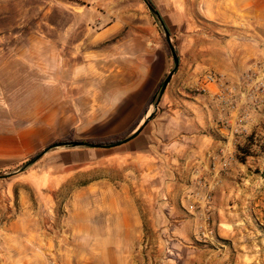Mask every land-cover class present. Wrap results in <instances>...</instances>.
<instances>
[{
    "label": "crops",
    "instance_id": "0c3cea01",
    "mask_svg": "<svg viewBox=\"0 0 264 264\" xmlns=\"http://www.w3.org/2000/svg\"><path fill=\"white\" fill-rule=\"evenodd\" d=\"M194 5L197 19L188 9ZM181 7L187 21L180 64L153 115L161 109L165 113L150 120L158 134L144 135L149 148L139 149L140 133L118 146H125L122 151H54L41 159L49 170L84 164L79 171H100L70 200L69 246L59 264H138L132 259L143 239H153L150 247L163 253V239H176L189 249L200 233L209 239L197 256L199 263L237 264V254L228 252L222 240L235 235L229 230L235 219L226 214L223 195L239 166L223 168L222 163L236 158L239 145L246 143L236 132L243 113L250 112V133L264 137V92L253 91L260 105L252 110L247 96L254 86L241 80L264 62V0H182ZM118 31L111 24L93 36L98 47L91 58L90 50L86 52L84 80L77 71L63 70L59 46L43 34L24 37L20 53L0 54V90H42L43 95L37 119L0 131V158H31L57 141L78 138L83 127L100 128L89 139L109 138L143 121L167 60L144 35L113 40ZM204 71L223 76L231 86L234 110L217 100L215 86L206 94L197 90ZM44 90H76L90 105L87 115L81 116L78 99L70 95L54 98L47 108ZM128 157H133L132 165L125 162ZM112 160L119 162L109 165ZM212 176L223 178V184L216 187L206 226L185 209L204 211V184Z\"/></svg>",
    "mask_w": 264,
    "mask_h": 264
},
{
    "label": "rangeland",
    "instance_id": "374dc122",
    "mask_svg": "<svg viewBox=\"0 0 264 264\" xmlns=\"http://www.w3.org/2000/svg\"><path fill=\"white\" fill-rule=\"evenodd\" d=\"M151 3L169 30L180 64V44L185 30L183 23L187 21V15L182 12V0H151ZM188 9L197 19L196 5ZM111 24L120 28L113 40L141 34L154 42L155 50L162 52L167 60V69L162 78L164 79L172 68V57L167 52L161 30L143 0H0V44L4 47L0 54L20 53L24 37L29 34H43L59 46L63 70L77 71L79 80H84L86 52L90 50L88 57L91 58V51L98 47L94 45L97 39L92 42L93 36L95 38L98 31ZM151 28L154 35L149 31ZM41 92L42 90H0V131L17 129L37 119L41 114ZM44 92L47 108L53 105L54 98L70 95L72 99H78L77 106L81 116L85 117L89 111L90 105L84 101V96L76 94V90ZM163 113L165 112L161 109L150 120ZM151 121L141 132L143 138L139 149L149 148L150 141L145 136L158 134L157 128L150 125ZM161 122L162 126L166 123L164 119ZM99 130L100 128L83 127L82 132L77 134L78 138H72L78 142H88L94 140L89 137L97 135ZM237 133L245 140L251 135L248 126L246 133ZM256 141L257 145L251 149L254 157L246 158L244 163L234 157L222 163L223 168L233 167L235 164L239 166L235 175L228 182L225 180L231 186L223 195L226 214L235 219L229 228L234 230L235 235L233 239L222 240L228 252L231 250L237 254V264H264V137H257ZM239 146L244 147L245 142ZM124 148L125 146L115 147L106 151H122ZM88 150L90 149L58 151ZM29 159L30 157L19 160L0 158V174L18 168ZM115 160L109 165L115 166L119 162ZM132 161L133 157L125 160L131 165ZM150 162L157 167L162 166L160 161ZM84 167V164H80L49 170L40 161L21 174L0 180V264L60 263L59 258L69 246L70 240L66 222L71 210L70 200L89 178L100 175V171H79ZM219 184H223V178L219 179L217 176H212L204 184L207 193L203 212L200 213L201 208L192 206L185 209L192 217L199 216V220L206 226L211 223L209 208L213 204V195ZM208 239L207 235L200 233V236L190 240L189 249L181 246L176 239H163V253L150 247L153 239H143L132 261L138 264H201L197 256Z\"/></svg>",
    "mask_w": 264,
    "mask_h": 264
},
{
    "label": "water",
    "instance_id": "95a60500",
    "mask_svg": "<svg viewBox=\"0 0 264 264\" xmlns=\"http://www.w3.org/2000/svg\"><path fill=\"white\" fill-rule=\"evenodd\" d=\"M143 1L147 5V7H148L150 13L152 14L156 24L158 25V27L161 30L165 40L167 41L169 49H170L171 57H172V68L169 71V73L166 75V77L163 79V81L161 82L157 91L155 92V94H154V96L150 102L149 113L146 114L143 121L128 136H126L125 138H123L122 140H120L118 142L102 144V143L74 141V142H63V143L52 144V145L46 147L41 152H39L36 156L30 158L28 161H26L24 164H22L18 168L11 170V171L4 173V174H0V180L15 176V175H18V174H21V173L27 171L28 169L33 167L35 164L40 162L41 159L45 155H47L51 152L58 151V150L114 148V147H118V146H121L123 144H126L127 142H129L130 140H132L133 138H135L136 136H138L142 132L144 127L150 121L153 113L158 108V105L160 103V100H161L164 92H165V89H166L167 85L169 84V82L171 81L173 75L177 71L178 64H179V57H178L177 50L175 48V45L173 44V41H172V38H171L169 31L165 27V24L160 17L158 10L155 8V6L151 3L150 0H143Z\"/></svg>",
    "mask_w": 264,
    "mask_h": 264
},
{
    "label": "built area",
    "instance_id": "2783aa9c",
    "mask_svg": "<svg viewBox=\"0 0 264 264\" xmlns=\"http://www.w3.org/2000/svg\"><path fill=\"white\" fill-rule=\"evenodd\" d=\"M241 80L254 86L251 88L247 99L251 105V109L256 110L260 105L254 90L264 92V62L256 64V66L248 72L242 74ZM209 86H215L217 90L216 98L224 106H227L229 110H234L236 107L234 95L231 91L232 88L229 86L224 77L221 75L206 73L203 75V80L199 83L197 90L201 94L209 92ZM256 87V88H255ZM250 112L243 113L241 119L243 123L236 128V132L246 133L247 132V120L249 119ZM226 165V164H225Z\"/></svg>",
    "mask_w": 264,
    "mask_h": 264
},
{
    "label": "trees",
    "instance_id": "16d2710c",
    "mask_svg": "<svg viewBox=\"0 0 264 264\" xmlns=\"http://www.w3.org/2000/svg\"><path fill=\"white\" fill-rule=\"evenodd\" d=\"M151 1V0H150ZM162 19V18H161ZM163 21V20H162ZM164 22V21H163ZM165 24V23H164ZM165 27L167 28V26L165 25ZM168 30V28H167ZM169 31V30H168ZM164 44L166 46V49H167V52L168 54H171L170 53V49H169V46H168V43L167 41L165 40L164 38ZM163 81V79L159 82L158 86L156 87L153 95L151 96V99L149 100V103L147 105V107L149 106L155 92L157 91V89L159 88L161 82ZM140 120H137L136 123L129 128L128 131H125L124 133L120 134V135H117V136H113V137H109V138H101V139H94V140H90L88 142H91V143H102V144H108V143H114V142H118L120 140H122L123 138H125L128 134H130L134 129H136V127L138 126ZM76 140H74L72 137L71 138H67V139H62L60 141H57L55 143H63V142H74ZM257 145V141H256V138L254 137V135H250L247 139H246V143H245V146L244 147H239L238 148V155H237V160L241 163H244L246 161V158L247 157H250V156H255L254 152H252V148ZM37 155V154H36ZM34 155V156H36ZM32 156V157H34ZM31 157V158H32Z\"/></svg>",
    "mask_w": 264,
    "mask_h": 264
}]
</instances>
